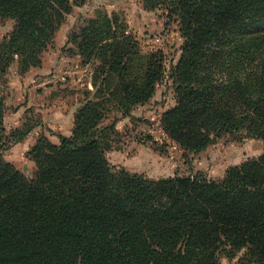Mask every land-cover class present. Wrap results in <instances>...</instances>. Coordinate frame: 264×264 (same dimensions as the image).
<instances>
[{"label": "trees", "instance_id": "16d2710c", "mask_svg": "<svg viewBox=\"0 0 264 264\" xmlns=\"http://www.w3.org/2000/svg\"><path fill=\"white\" fill-rule=\"evenodd\" d=\"M86 1L0 0V19L15 22L5 46L22 59V71L40 62L67 15ZM146 3L165 6L185 39L173 68L176 105L162 117L168 137L195 154L227 134L264 140V32L247 33L264 22V0ZM68 43L69 53L99 61L101 86L116 82L108 101L119 100L123 117L148 103L166 76L164 53L141 56L116 15L89 21ZM105 102H86L59 145L40 137L28 178L4 158L0 97V264H264V155L229 168L219 182L115 171L100 127ZM35 127L16 130L15 139Z\"/></svg>", "mask_w": 264, "mask_h": 264}, {"label": "rangeland", "instance_id": "374dc122", "mask_svg": "<svg viewBox=\"0 0 264 264\" xmlns=\"http://www.w3.org/2000/svg\"><path fill=\"white\" fill-rule=\"evenodd\" d=\"M146 4V0H87L85 4L75 6L54 41L39 56L40 62L26 71H22L25 65L22 59L5 46V39L13 32L15 22L0 19V66L7 64L8 67L6 74L0 71V97L6 103L3 154L7 162L32 178L36 163L29 157V152L38 139L45 136L59 145V136L69 132L70 123L65 117L62 129L50 128L51 118L57 124L61 118H57L52 110L73 112L75 128L79 109L89 100L100 99L106 100L104 106L107 109V118L100 126L104 130L103 142L110 148L106 156L115 171L124 169L143 174L156 182L175 177L219 182L229 168L264 155V140L248 137L244 132L224 135L198 154L184 151L168 137L162 117L176 105L173 68L181 58L185 39L179 22L170 19L165 6L152 10L147 9ZM102 15H116L127 24L139 43L141 56L160 51L166 57L164 80L157 87L155 96L144 104L145 110L133 109L134 116L131 113V116L123 117L124 108L118 104L119 100L108 101L116 82L111 79L105 86L100 85L102 79L98 80L96 73L99 61H85L77 49L73 54L68 51L71 34ZM249 32H264V22ZM25 106L28 109L21 118L17 110ZM125 118L128 122L123 123ZM27 125L36 127L30 137L17 141L15 131Z\"/></svg>", "mask_w": 264, "mask_h": 264}, {"label": "crops", "instance_id": "0c3cea01", "mask_svg": "<svg viewBox=\"0 0 264 264\" xmlns=\"http://www.w3.org/2000/svg\"><path fill=\"white\" fill-rule=\"evenodd\" d=\"M138 107L142 108L143 110L146 109V107H144V105H137L135 108H138ZM27 109H28V107L25 106V107H21L20 109L17 110V113L20 114L21 118H22L21 114L26 112ZM52 111L57 116V118H60V116H61V118H60L59 124H57L56 121H54V119L52 120V118H51L50 121H49L50 128L54 129V128L60 127L62 129L64 127V123H65L64 117H65L66 118V122L67 123L69 122L70 126H68L69 132L63 133V135L70 136L72 134V130L74 128V121H75L74 113L73 112L70 113L68 111H65V112L60 111V112H58V110H56V109L55 110L53 109ZM132 114H133L132 116H134L136 114V112L133 111ZM127 119H129V118H127ZM125 120H126V118L123 119V123L128 122V121H125ZM121 122H122V120L119 121V123H121ZM29 137H30V135H29ZM226 170H227V168L224 170L223 173H225ZM222 176H223V174L220 177H222Z\"/></svg>", "mask_w": 264, "mask_h": 264}]
</instances>
